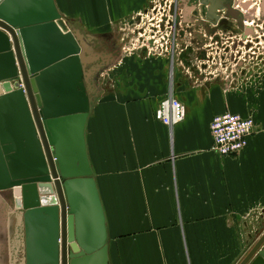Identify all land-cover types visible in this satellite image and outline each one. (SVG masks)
<instances>
[{
	"label": "crops",
	"instance_id": "crops-1",
	"mask_svg": "<svg viewBox=\"0 0 264 264\" xmlns=\"http://www.w3.org/2000/svg\"><path fill=\"white\" fill-rule=\"evenodd\" d=\"M157 3L162 9L164 0H55L69 27L95 37L99 48L145 41L156 29ZM115 61L111 76L101 74L103 91L94 76L99 96L85 129L109 264H239L264 232V89H234L207 63L200 72L192 52L177 55L173 76L171 57L144 47ZM172 87L186 117L171 129L157 110ZM226 112L256 122L246 148L233 156L213 150L212 120ZM7 208L0 264H17L25 226L19 232L12 201ZM46 226H34L32 254L46 251Z\"/></svg>",
	"mask_w": 264,
	"mask_h": 264
},
{
	"label": "water",
	"instance_id": "water-1",
	"mask_svg": "<svg viewBox=\"0 0 264 264\" xmlns=\"http://www.w3.org/2000/svg\"><path fill=\"white\" fill-rule=\"evenodd\" d=\"M191 3H200L189 19L200 48L203 32L216 31L217 11L239 16L233 0ZM95 40L70 28L55 0H0V192L11 194L19 232L25 226L17 264H109L85 129L99 96L94 76L116 52ZM43 222L46 251L35 255L31 237ZM239 264H264V232Z\"/></svg>",
	"mask_w": 264,
	"mask_h": 264
},
{
	"label": "built area",
	"instance_id": "built-area-1",
	"mask_svg": "<svg viewBox=\"0 0 264 264\" xmlns=\"http://www.w3.org/2000/svg\"><path fill=\"white\" fill-rule=\"evenodd\" d=\"M234 6L244 15H249L253 19H260L264 12V0H233ZM200 7V3L198 4ZM247 7V8H246ZM221 11V10H220ZM222 12V11H221ZM159 14V16H158ZM154 18V15H152ZM156 26L157 34L154 37H146L148 42L158 44L165 53L170 55L172 61L171 76H173V65L178 54L188 51L191 47L193 53H196L198 59V67L200 72L203 64H209L211 73L219 77L229 78L230 54L228 53L227 45H224L221 50H216V44L213 40L215 34L208 35L205 32L204 47L205 57H200L202 48L194 45V37L190 28L185 27L183 2L182 0H164L162 9L159 13L156 11ZM248 20L246 25L252 24ZM186 29L189 36H182V30ZM183 30L184 35L186 33ZM186 37V39H185ZM144 38V37H143ZM179 40L181 42H179ZM198 46V45H197ZM227 51V52H226ZM220 53V54H219ZM157 116L161 121L171 129L186 117V108L181 101L174 95L173 87L169 95L164 99L157 110ZM256 127L255 118L253 116L245 117L241 114L226 112L215 116L211 123V132L213 136V150L222 156H233L241 153L249 143V138L253 135Z\"/></svg>",
	"mask_w": 264,
	"mask_h": 264
},
{
	"label": "flooded vegetation",
	"instance_id": "flooded-vegetation-1",
	"mask_svg": "<svg viewBox=\"0 0 264 264\" xmlns=\"http://www.w3.org/2000/svg\"><path fill=\"white\" fill-rule=\"evenodd\" d=\"M182 2L185 18L194 17L193 12L198 11L199 5L191 3V0H182ZM231 8L239 16L233 17L230 10L229 16H227V10L217 11L218 20L214 24L216 31L213 33L216 50H221L224 45H227L230 54L228 72L231 87L264 89V12L259 21L254 20L252 23L251 16H245L234 6V2ZM187 11H191L189 17H187ZM247 20L252 24L246 25ZM197 21L202 25L203 20L200 17ZM204 55L205 53H202V56Z\"/></svg>",
	"mask_w": 264,
	"mask_h": 264
},
{
	"label": "rangeland",
	"instance_id": "rangeland-1",
	"mask_svg": "<svg viewBox=\"0 0 264 264\" xmlns=\"http://www.w3.org/2000/svg\"><path fill=\"white\" fill-rule=\"evenodd\" d=\"M156 8H157V13H159L161 7L159 6V4L157 3L156 4ZM159 16V14H158ZM255 20H258V19H255ZM259 21V20H258ZM156 21L154 20L153 23H155ZM157 34V29H155L154 31L153 30H149V33H147L146 36L149 37V39L151 37H154V35ZM158 35H156L157 37ZM140 36H138L137 39H135V41L133 43H130L128 46H117L116 44H112V45H108V46H111V48L116 52V55H120L121 53H127V54H130L132 53L133 51H138L139 48H142L144 47L146 50H147V54L148 55H151V54H160V55H165L167 53H165L163 51V49H161V47H158V44H155L153 42H148L147 41H143L144 38L142 39H139ZM179 42H181L179 40ZM111 44V43H110ZM227 52V51H226ZM170 56V55H169ZM117 64V62L115 61L114 63H112L111 65L105 67L102 69V73H100V71L96 74L97 75V78L98 81H97V84L99 85L100 89H99V92L100 91H103V89H105L106 87V82H105V78L102 77V76H106L107 75V72L110 70H114L115 68V65ZM109 73V72H108ZM102 74V76H101ZM109 76L110 73H109ZM107 81H108V86H113L114 85V78H107ZM10 198H11V194L10 192H6V191H3V192H0V250H2L4 248V241H5V233H4V229H3V216L7 213V204L9 203L10 201Z\"/></svg>",
	"mask_w": 264,
	"mask_h": 264
}]
</instances>
